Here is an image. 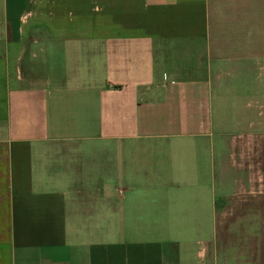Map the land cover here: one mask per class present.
<instances>
[{
  "label": "crops",
  "instance_id": "obj_1",
  "mask_svg": "<svg viewBox=\"0 0 264 264\" xmlns=\"http://www.w3.org/2000/svg\"><path fill=\"white\" fill-rule=\"evenodd\" d=\"M263 83L264 0H0V264H216Z\"/></svg>",
  "mask_w": 264,
  "mask_h": 264
},
{
  "label": "rangeland",
  "instance_id": "obj_2",
  "mask_svg": "<svg viewBox=\"0 0 264 264\" xmlns=\"http://www.w3.org/2000/svg\"><path fill=\"white\" fill-rule=\"evenodd\" d=\"M259 167V174H255L253 184H251L254 186H252V190L264 191V154ZM255 196L253 194L248 195L247 201L250 206L248 210L230 209L229 205H227L228 209H223L224 204L218 205V207L220 206L218 217L223 218L224 222L218 226L216 264H238L234 258H225L223 251L226 247L231 250L230 241L226 240L232 236L239 241L242 239L237 237L239 235L243 236L245 243H248L245 246L243 263L264 264V207H261V201L264 202V199L256 203ZM211 264H215V262H211Z\"/></svg>",
  "mask_w": 264,
  "mask_h": 264
}]
</instances>
